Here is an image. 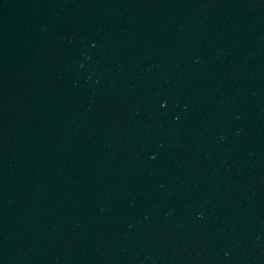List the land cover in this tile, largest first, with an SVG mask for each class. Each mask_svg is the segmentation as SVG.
<instances>
[{
    "label": "water",
    "instance_id": "water-1",
    "mask_svg": "<svg viewBox=\"0 0 264 264\" xmlns=\"http://www.w3.org/2000/svg\"><path fill=\"white\" fill-rule=\"evenodd\" d=\"M0 264H264V0H0Z\"/></svg>",
    "mask_w": 264,
    "mask_h": 264
}]
</instances>
